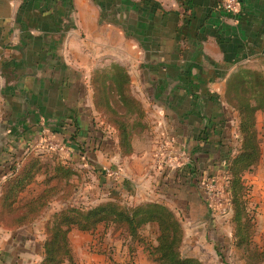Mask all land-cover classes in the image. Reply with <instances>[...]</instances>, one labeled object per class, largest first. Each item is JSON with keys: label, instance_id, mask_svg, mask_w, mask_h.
I'll return each instance as SVG.
<instances>
[{"label": "crops", "instance_id": "crops-1", "mask_svg": "<svg viewBox=\"0 0 264 264\" xmlns=\"http://www.w3.org/2000/svg\"><path fill=\"white\" fill-rule=\"evenodd\" d=\"M132 51L135 60H125ZM112 54L127 67L146 109V141L141 145L135 136L130 157L121 154L90 89L92 73L109 63L101 58ZM240 67L264 73V0H243L235 15L219 9L218 0H0V195L7 165L22 160L28 145L51 129L68 148L57 153L63 158L55 165L71 168L75 182L95 179L86 189L76 185L71 198L79 191L94 205L111 198L155 201L204 218L202 193L188 185L195 182L191 154L198 164L230 148L226 130L220 133L226 111L214 104L224 100L227 80ZM166 137L174 151L191 156L188 166H158L157 146ZM37 220L14 229L0 223V264L42 259ZM99 232L73 229V261L64 264H155L144 241ZM188 239L193 255L205 261L210 244L197 250V237ZM221 245L222 264H264L235 256L229 242Z\"/></svg>", "mask_w": 264, "mask_h": 264}, {"label": "trees", "instance_id": "trees-1", "mask_svg": "<svg viewBox=\"0 0 264 264\" xmlns=\"http://www.w3.org/2000/svg\"><path fill=\"white\" fill-rule=\"evenodd\" d=\"M92 84L94 105L100 116H104L102 121L116 132L121 154H132L134 130L144 127L146 109L132 93L127 67L112 62L97 68ZM224 99L239 117L240 148L226 159L222 170L223 191L232 208L235 224L234 243L249 251L254 248L255 253L248 256L250 263L264 262V248L254 240L258 229V205L253 202L251 188L244 180V174L258 166L264 157L256 123L257 112L264 110V73L240 67L229 76ZM35 155L38 154L29 148L22 160L7 165L0 195V223L6 228H20L35 222L51 202V193L57 190L56 186H49L22 202L26 189L44 173L41 156ZM54 172L45 179V183L54 178L64 179L71 185L67 190L71 196L76 185L70 184V178L75 172L60 163L56 164ZM191 172L196 182V170ZM152 223H156L159 229L157 244L150 249L157 264H205L197 257L182 254L184 228L180 218L166 204L151 201L127 206L115 200L93 207L69 205L56 211L53 220L46 225L43 258L36 264L72 262L70 232L73 229L95 234L102 225L106 228L117 225L131 238H137L139 229Z\"/></svg>", "mask_w": 264, "mask_h": 264}, {"label": "rangeland", "instance_id": "rangeland-1", "mask_svg": "<svg viewBox=\"0 0 264 264\" xmlns=\"http://www.w3.org/2000/svg\"><path fill=\"white\" fill-rule=\"evenodd\" d=\"M129 39H132V38H129ZM124 57H125V60H129L130 62H132L135 60V53L133 51L130 53L125 52ZM115 58H117L116 54H112V55H107V57L105 58L104 57L101 58V60L104 63L109 62L106 65H104V66H107L110 63L115 62L114 60ZM104 66H101V67H104ZM93 75H94V72L92 73V76ZM90 89L94 95L92 81H91ZM131 90H132V93L135 95V86L132 84H131ZM214 106L221 108L222 110L224 109L226 111V119H225L226 122L223 125L224 127L226 126V128H223L222 132L220 133H223L226 130L223 136L225 139L230 138L232 144L229 145L230 146L229 149L224 148V149H221L220 152L212 151L215 154L214 155L215 157L212 156L210 158H207L206 160L205 158H203V160H200L198 164L197 162H194V157H195L194 152L195 151H193V153L191 154L193 155V161L191 163L193 164L192 166L196 168L195 173L198 176L197 181L196 182L191 181L188 184L189 180L185 179L183 180L184 182L182 181V184H188L189 186L193 184L196 186L197 190H200V192L202 193L203 200H204L203 202L206 204V214L204 218H200L202 216V214H200L199 218L194 220L192 217H190V214L184 215L180 210H176V215L180 218V221L183 225L184 232H185L183 244L181 246V252L185 256L195 257L193 255L194 248L191 246V243H189L188 237L192 239H194V237H197V240L195 239L193 240V242L196 244L195 247L197 248V250L202 249V245H200L201 243L210 244V250L205 251L206 260L203 261L205 264H222V261L218 257L222 255L223 253L222 250L226 248V246L221 245L223 242L230 243L229 247L230 249H233L232 254L241 258L242 260H244L245 258V260L248 261L249 254H254L255 251H254V248L250 249L249 251V249H245V247H237L236 244L234 243L235 224L232 221V208L230 206L229 201H227L226 195L219 194V195H214V197L213 196L211 197L208 193V190L204 189L205 186H202L200 184V181L202 178H208V179L214 178L215 187L218 190H222L223 184H224L222 170L225 169L226 159L236 154L240 148L239 133L237 131L239 117L237 116V113L234 112V110L226 103L225 99L218 101L217 104L216 103L214 104ZM101 118L104 119V116H102ZM227 121L229 122L228 124H227ZM256 123H257L259 139L261 142L262 149L264 151V110L261 109L257 112ZM142 128L137 127L134 130L133 139H132V144H133L132 154L123 155V156L130 157L133 155V153H135V136L139 144L142 145L143 143H145L143 141H146L147 136L145 134H142L143 133L141 132ZM51 133L54 134V132L52 131ZM53 136L56 138L55 140L59 141L58 140L59 136H57V134H54ZM39 141L40 140H38V142H36L35 144H29L28 148H32L33 152L35 154L36 153L38 154L35 156H41L44 173L38 177L36 182L32 183L26 189V191L23 193L22 202H25L26 200L30 199L36 193L41 192L46 188H49V186H56L57 190L51 193V196H52L51 204L49 205L48 208L45 209V211L41 215H39V217L37 218L38 220L36 219L38 223V226H37L38 235L41 237V241L43 243L42 246L38 247V249L42 250L43 251L42 253L44 255L43 245L46 239V225L47 223L53 220L56 210L59 211V208H62V207L67 208L66 206H69V205L86 206V207H93L95 205L93 203L87 204L88 198L86 199V197H83V195L80 194L79 191H77L75 196L72 198L70 195L68 196L67 190L68 188L70 189L71 185H68V181L64 179L59 180L57 178H54V179H51V181H49L48 184L45 183V179L55 173L53 167L56 166L55 163L57 162V160L62 159L63 157L60 155L58 156L57 153H54L49 148H46V147L41 148V146L39 145ZM200 151L201 150H199L198 152ZM66 152L67 151L65 150V152L61 154H66ZM187 158L188 157L180 161L179 165H176L175 168L180 169V168L185 167L186 165L188 166L189 164H186V163L188 161L190 162L191 156L189 160ZM79 175L81 174H77L74 177V179L79 181L80 180ZM184 176L186 177L187 175H184ZM244 180L248 188H251V196H252L253 202H255L258 205V209H257L258 229L254 237V240H255V243L258 244V246H262V248H264V229H262L264 228V157L258 166L254 167L251 171H248L244 174ZM85 182L91 184L92 182H95V179L89 176H86V179L82 183H84L85 185ZM82 183L81 181L75 182L73 180V177L70 178V184H75L77 186H80V184ZM86 188H88V186L85 185L84 189ZM81 191H84V190H81ZM57 194H60V195H57ZM111 200L118 201L121 204L127 205V206L133 205V203L131 202L129 203V201L125 200L124 198L122 199L111 198L103 202H108ZM227 202L229 204V208H228ZM197 220L198 221L201 220L202 222H197V223L194 222ZM100 227H101V232L97 233L99 234V236H104L106 232L108 233V237L110 236L112 238L117 237V239H120L122 242H124V240L125 241L127 240L126 242L135 243V241H137L138 239L140 241H144L145 246H146L145 249L147 250V252H149L150 257L154 261L155 257L151 255L150 249L152 248V246L157 244L159 229L156 223L148 224V225L141 227L139 229L137 238L135 237L131 238V236L127 235L128 233L126 231H123V229L117 225H110L108 228H106L104 225ZM193 228H196V230H193V232H191V229ZM201 237L203 239L202 241H201ZM217 242L219 243L218 247L215 246ZM228 259L230 258L227 257V260ZM40 261L41 260L39 259L38 262ZM38 262H35V264ZM154 262L155 264H157L156 261ZM226 263L234 264V261L229 260Z\"/></svg>", "mask_w": 264, "mask_h": 264}, {"label": "built area", "instance_id": "built-area-1", "mask_svg": "<svg viewBox=\"0 0 264 264\" xmlns=\"http://www.w3.org/2000/svg\"><path fill=\"white\" fill-rule=\"evenodd\" d=\"M242 1L243 0H218V8L228 14H238L241 12L242 9ZM55 134V133H54ZM54 134L51 133L50 130H45L42 133L41 139L39 141V145L41 148L46 147L51 149L54 153H64L65 150L67 151V147L55 140L56 138L53 136ZM173 141L170 138H163L157 146L156 157H157V164L161 168L164 169H172L175 168L176 165H179L180 161L184 158L188 157L189 160L190 156L187 152H176L173 149ZM183 158V159H181ZM112 175H118L117 171H110ZM214 178H202L200 184L205 186L204 189L208 190L209 195L214 197V195L224 194L223 188L222 190H218L214 185ZM215 187V188H214ZM228 201V199H227ZM228 208L229 204L227 202Z\"/></svg>", "mask_w": 264, "mask_h": 264}]
</instances>
